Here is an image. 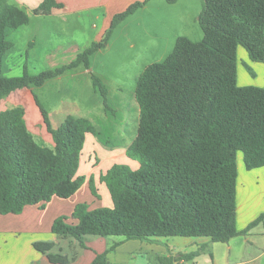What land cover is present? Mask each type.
<instances>
[{"label":"trees","instance_id":"16d2710c","mask_svg":"<svg viewBox=\"0 0 264 264\" xmlns=\"http://www.w3.org/2000/svg\"><path fill=\"white\" fill-rule=\"evenodd\" d=\"M146 1L115 15L104 37L69 64L35 75L24 67L20 77H4L2 59L12 48L6 30L28 25L29 16L9 0H0V100L79 65L89 69L90 56L106 45L112 29ZM202 1V39L178 37L166 58L147 66L136 80L138 125L126 150L136 166L114 163L100 173L111 206L76 205L70 217L54 219L50 232L55 237L75 240L80 248H85L88 236L139 241L208 238L226 243L264 220L261 214L242 232L236 228L237 156L245 171L264 167V88L237 85V48L264 64V0ZM53 8L60 5L43 0L33 14L48 15ZM92 81L102 89L98 78L92 76ZM33 98L51 147L35 142L23 107L0 111V215L20 214L29 205L43 207L54 197L68 199L85 181L97 197L93 177L77 174L86 137H95L96 129L88 119L71 115L54 129ZM33 247L52 264L75 259L52 253V242H35ZM113 249L97 254L90 264H109L106 254ZM158 260L173 264L176 258Z\"/></svg>","mask_w":264,"mask_h":264},{"label":"rangeland","instance_id":"374dc122","mask_svg":"<svg viewBox=\"0 0 264 264\" xmlns=\"http://www.w3.org/2000/svg\"><path fill=\"white\" fill-rule=\"evenodd\" d=\"M12 1L9 0L10 3ZM88 1V6L94 2ZM143 1L146 0L123 1L117 12L115 9L118 5L114 8L115 3L107 9L102 4L72 14L64 12L66 21L59 17H35V14H30L32 19L28 26L6 30V39L12 43V48L3 56L2 75L20 77L24 67L29 74L35 75L69 64L80 51L104 37L115 15L124 12L131 4ZM202 6V0H178L174 4L164 0H147L112 29L106 45L90 56L89 69L79 65L45 81L41 86L29 89L32 98L35 96L47 112L54 129L61 125L67 115H71L88 119L97 132L93 137V145L89 144L90 139L84 143L77 171L78 175L87 179L93 177L97 197L92 195L89 185L84 184L70 198H58L46 205L48 229L54 219L70 217L78 204L84 203L89 207L110 205L107 189L98 180L99 173L114 163L132 168L136 166V162L126 156L138 125L139 112L134 98L136 80L147 66L166 58L178 37H186L195 42L202 39L198 23ZM107 17L108 24L103 28ZM242 66L250 75L251 69ZM92 76L99 79L102 89L93 85ZM4 106L5 109L14 107L11 102H6ZM20 106L26 108L28 105L22 102ZM32 126L35 142L51 147L44 124L35 121ZM241 165V156L238 155L237 170L241 169ZM109 238L113 240L119 237ZM136 263L149 264L140 261ZM256 264H264V260Z\"/></svg>","mask_w":264,"mask_h":264},{"label":"crops","instance_id":"0c3cea01","mask_svg":"<svg viewBox=\"0 0 264 264\" xmlns=\"http://www.w3.org/2000/svg\"><path fill=\"white\" fill-rule=\"evenodd\" d=\"M13 1V4L28 14L31 21L30 14H33V10L43 0ZM55 1L63 7L53 8L48 15H33L35 17H59L62 21H66L64 12L72 14L73 12L94 9L102 4L107 9L112 3H115L114 8L118 5L115 9L117 12L120 11V3L126 0H99L98 3L94 0L90 6H88L90 4L88 0ZM107 24L108 17L104 19L103 28ZM98 38L99 35L96 37V41ZM242 65L251 69L250 75ZM236 81L240 87L264 88V64L251 61L247 52L240 46L237 48ZM6 102H11L14 106H20L22 102L28 105L26 108L23 107L24 120L29 131L35 132L32 124L35 121L36 123L42 122V117L29 89L16 90L5 99L0 100V111L5 110L4 104ZM88 139H90L89 144L95 143L92 136H87L85 142ZM84 184L88 185L87 181ZM57 199L56 197L52 198L43 207L40 204L26 206L17 215H0V264H52L46 255L34 249L33 243L35 242H52L54 243L52 253L60 252L68 258L75 255V259L68 264H90L97 254L106 252L112 246L114 249L106 254V260L109 264H137V261L160 264L158 258L165 256L176 258L173 264H256L257 261L264 260V220L247 232L231 238L226 243H214L208 238L168 237L139 241L126 240L123 237L111 240L109 237L88 236L84 239L85 248H80L75 240L55 237L47 227L49 219L45 216V207ZM110 206L111 202L107 207ZM97 207L99 206L89 208ZM261 214H264V167L245 171L241 165V169H238L236 182L237 230L242 232ZM190 256H192L190 260L185 259Z\"/></svg>","mask_w":264,"mask_h":264}]
</instances>
